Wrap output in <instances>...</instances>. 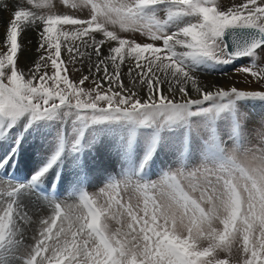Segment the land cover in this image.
Returning a JSON list of instances; mask_svg holds the SVG:
<instances>
[{
    "label": "snow or ice",
    "instance_id": "6c2138e0",
    "mask_svg": "<svg viewBox=\"0 0 264 264\" xmlns=\"http://www.w3.org/2000/svg\"><path fill=\"white\" fill-rule=\"evenodd\" d=\"M63 2L69 4V0ZM27 3L33 4V0ZM34 6L49 11L38 14L19 7L0 39V131L7 133L25 117L28 124L59 118L72 128L68 134H59L48 162L28 183L0 176L4 186L0 193V264H10L7 257L20 244L18 225L27 219L24 198L36 195L34 186L66 149L80 150L83 131L90 124L126 121L137 127L160 128L189 124L195 116L208 122L207 142L212 149L200 166H181L151 182L142 181L137 172L109 181L96 195L81 191L78 199L84 211L75 217L58 200L44 198L52 214L40 220L39 239L31 251L17 259L22 264H233V247L238 243L241 255L236 264H264V127L257 132L261 145L257 148L246 147V141L239 138L238 121L233 127V137L237 138L230 137L231 148L218 141L213 127V122L235 110L237 100H264V90L234 86L212 90V86L199 83L195 75L197 65L204 60L231 61L234 54L222 43L227 30L252 29L260 38L235 53L251 56L252 63L238 71L264 82V67L258 64V60L264 62V0L231 5L223 0L71 3L72 8L89 7V18L56 14L52 11L56 6L47 0ZM108 25H119L124 32L139 31L148 40L123 39ZM27 28L38 33L40 55L34 68L25 72L18 66V37ZM96 33H102L103 38L97 39ZM77 40L91 52L82 51L75 44ZM157 42H162V47ZM62 43L69 54L68 62L80 72L79 80L69 78L61 58ZM92 55L96 57L95 71L90 67L85 74L75 68L76 63H83L78 57L87 56L91 61ZM125 55L136 61L129 73L135 72L138 83L146 85L143 96L135 85L128 88L121 80L117 61L123 62ZM141 58L145 64L140 63ZM109 62L114 66L112 72ZM165 82L169 86L162 89ZM121 183L124 189L134 184L144 194L142 206L120 196ZM100 196L105 197L102 203ZM110 220L120 227L110 229ZM214 221L223 225L222 230L214 227ZM221 252L228 256L220 258Z\"/></svg>",
    "mask_w": 264,
    "mask_h": 264
},
{
    "label": "rangeland",
    "instance_id": "374dc122",
    "mask_svg": "<svg viewBox=\"0 0 264 264\" xmlns=\"http://www.w3.org/2000/svg\"><path fill=\"white\" fill-rule=\"evenodd\" d=\"M17 1L18 3L16 5V10L19 7H26L31 11L37 12L38 14H47L49 11L48 8H37L34 6L37 3H44L45 0H33V4H28L27 0ZM47 2L50 5L56 6L52 9V11H55L56 14H68L75 15L78 18H89V7L72 8L70 6L73 2L82 4L83 0H69L68 5L64 4L63 0H47ZM218 2H220V0H218ZM223 2L225 4L231 5L233 3L239 4L242 2V0H223ZM9 13L10 11L8 12V14ZM59 27L61 26H58V28ZM64 27L68 30H74L73 28H71V26ZM107 27L109 30L116 31L118 36L126 40H135L136 42L140 43L146 42L148 40V38L139 31L124 32L119 29V25H108ZM33 29L32 31L36 33V36L35 34L33 36L35 37V40L38 44V33L35 29ZM95 35L96 37H100L101 39L103 38L102 33H96ZM87 38L88 37H84L83 39L86 40ZM18 42L20 43V36L18 37ZM75 42L83 43L82 40H77ZM112 43H114V46L118 45L117 42ZM157 46L162 47V42H157ZM64 49L65 47L62 43L61 58L65 61L68 68L69 78L73 80H79L80 72L76 71L73 68V64L68 62L69 54L65 53L66 51ZM21 51H23L22 46L21 50L18 52V66L19 59H21ZM42 51L43 50L41 49V52ZM125 51H127V45L125 46ZM35 53L34 55L36 56V59L38 61L40 52L36 51ZM145 55L148 56L150 54L145 53ZM161 55L163 56L164 53H161ZM45 56H47V53H45ZM262 56H264V54H262ZM78 60H82V57H78ZM207 62L210 67L212 63H214V65L216 66H214V69H199V72L207 71L208 73L214 75V78L216 76V78L228 79L233 83H241L238 85L240 86V88L238 87V89L240 90H264V82H260L252 78L248 74L240 73L238 71V69H241L244 66L252 63L251 56L244 55L235 57L227 63H216L208 60ZM258 64L260 67H264V62L258 60ZM75 68H79L83 71L84 67H82V63H76ZM19 69L21 70L20 67ZM48 71H52L50 62ZM83 72L87 74L86 70H84ZM195 75L198 82H201V84L207 83V78L212 77L211 75H206L208 77H205L201 80L198 79V77H202L205 75ZM121 80L124 84L123 79ZM86 83L87 86H92L90 82ZM112 87L115 88L116 85L113 84ZM257 100L258 99L251 98L237 100L235 102V110L233 112L226 113L222 118L213 122V127L215 129V134L218 141L222 142L223 145L231 148L232 139L237 138L233 137V127L238 121V136L240 139L246 141L245 146L248 148H257L261 146L259 137L257 136V132L260 130V128L264 127V113H262L260 118L256 120V117L258 118L259 115L255 113V110L263 111L264 104L251 103L250 106L253 107V109H251L247 105L248 101L254 102ZM257 106H259V109L256 108ZM25 120L26 117L18 121L14 126H12L13 130H11L8 134H4L3 131H0V139H4L6 141V147L8 148L6 149L7 152V150H9L10 148L17 146L22 137H29L30 135L32 137L33 135L43 134L42 136L44 137V139H38V142L35 143L41 148V151H43V149L47 150V156L38 159V163H40L38 166L39 168L41 164L49 160L47 157L53 154V151L57 146V139L59 134L62 131L67 134L70 133L72 125L67 120L62 121L59 118H53L36 121L31 123L28 128H23V125L28 124V122L25 123ZM85 133H87L89 139H87L86 146L84 148L85 150L82 151L83 154L90 150L92 146H95V149L100 148L102 151L107 150L108 152L107 154L105 153L103 157L102 154L101 156H99V159L101 158L102 163L106 160V163H103L101 165L102 168L96 170V172L95 170H92L91 160L89 158L80 157V151L72 152L66 149L65 153L59 161L67 158L62 167V179L65 180L66 184L69 186L68 188H71V190L72 188H75L76 191L79 192L82 188V180L84 179V181L86 182V186L83 187V189H86L92 195H96L99 192V189L109 181L119 180L124 175L134 174V170H129L133 163V154L130 151L120 150V147L123 149V147L127 145V141H129L131 138H133L134 140H138L139 146L142 144L143 148H145L147 152H150L153 148H155L153 159L149 167V173L144 179L141 178L144 182L155 181L165 172L169 170H175L176 168L181 166L186 169L196 168L204 162L206 155H208V153L212 150L209 143L207 142L210 135L208 122L199 116L192 117L189 124H176L160 128H157L155 125L137 127L136 125L126 121L93 123L84 129L83 135ZM105 136H109L110 138H107ZM230 137H232V139H230ZM102 138H104V141H102ZM106 139H108V141H105ZM84 140L85 136H83V141ZM31 142H34V139L31 138L28 145H30ZM35 146L36 145H30L29 148L30 155L32 157L34 156L33 151ZM3 147L4 142L0 140V155H2L3 153ZM17 150L19 151V154L16 156H24V163L26 164V166L23 172H26V174H28L31 171L35 170L34 168H36V165L31 163L28 158V148H25V145H22L19 146ZM17 150H15V152ZM169 158L172 159L171 163ZM1 163L2 162H0V167H4L6 165H1ZM105 165L107 167H105ZM57 166L58 163L54 165V167ZM55 178V170L49 169L48 175L43 177V181L45 183L51 182ZM58 187L61 188V185L58 184ZM3 190L4 186L0 185V193H2ZM143 195V193L139 192L135 188L134 184H130L127 189H124V185L122 183L120 185V196L123 197L125 201H128L130 199L133 204L140 203L142 206ZM194 196L198 197V194H194ZM77 199V194L73 195L71 192L67 196L68 201L65 203H70V207L66 209L72 212L73 217L80 215L81 212L84 211L81 205L78 210L75 209ZM99 199L102 203L105 197L100 196ZM46 204L47 202L43 197L28 194L24 198L27 219L22 220L18 225L20 232L17 235V240L20 241V244L18 246V249L15 250L13 254L8 255L7 258L10 261V264H22V261L18 260L17 256H26L31 251L32 247L37 243V240L39 239V232L41 230L40 220L42 218H47L52 214L51 208L46 206ZM202 207L207 208L208 205L202 204ZM57 223L59 224L60 221H57ZM108 223L109 228L112 230L120 227V225L117 224L114 220H110ZM66 226L67 225H65V227ZM214 227L222 230L223 225L219 223V221H214ZM124 230L126 231L127 229L125 228ZM238 247V243L233 247V253L231 256L233 264H236L237 259L241 255V253L238 251ZM219 256L223 259L226 258L228 254L221 252L219 253Z\"/></svg>",
    "mask_w": 264,
    "mask_h": 264
},
{
    "label": "bare ground",
    "instance_id": "6f19581e",
    "mask_svg": "<svg viewBox=\"0 0 264 264\" xmlns=\"http://www.w3.org/2000/svg\"><path fill=\"white\" fill-rule=\"evenodd\" d=\"M17 3H18L17 0H10V1L9 0H0V39H2L4 37V29H5L6 25H7V22L11 20L12 13L14 12V10H16ZM18 7H19V4H18ZM9 11H10V13L8 14ZM23 27L24 26L22 25V28ZM32 29L33 28H27V30L21 31V35H20V44L22 46L23 51H21L22 53H21V59H19V67L21 68V70H23L25 72H27L29 68H34L35 62L37 61L36 56L34 55V53L37 51L38 44H37V42L35 40V37L33 36L34 34L36 36V33H34L32 31ZM96 38L97 39H101L100 37H96ZM75 44L78 45L81 48L82 51L91 52L90 48L85 49L83 47V43L82 42L81 43L80 42H75ZM112 46H114V43H112ZM116 46H118V45H116ZM64 50L66 51V49H64ZM103 51H104L105 55L108 54V48L107 47H105ZM65 53H67V52H65ZM82 61H83L82 67H84L83 71L86 70L88 72L90 67H92L93 71H95L94 67H93V62H96L95 55H92L91 61H89L87 56H83L82 57ZM117 62L119 63V74H120L121 79H123L125 86H127L128 88H133V86L135 85V88H139L140 89V95L143 96L145 94V92L147 91L146 85L138 83L139 77L136 76L135 72H133L132 74L129 73V69L130 68H135V65H136L135 59L133 57H129V56L125 55L123 62H120L119 59H118ZM140 63L145 64L146 61H144L141 58ZM201 66H204V64H198L197 65V67H201ZM113 70H114V66H112L111 63L109 62V72H112ZM158 74L161 77H164V75H165L163 72H159ZM204 78L205 77H203V76L202 77L201 76L198 77V79H201V80L204 79ZM145 79H147V77H145ZM213 79H214V81H213ZM207 80H208V82L207 83H203V85L206 88L208 86H212V90H215L216 87L229 88V87H233L234 86L236 88H238V87L240 88V86H238V85L241 84V83L237 84L235 82L233 83L232 81L230 82V80H228V79H222V78H216V77L212 78V79L207 78ZM168 86L169 85H168L167 82H165L164 84L161 85L162 89H167ZM188 87H189V91L193 95H195V93L191 89V86L189 85ZM256 108L259 109V106H257ZM105 151H107V150H105ZM18 154H19V151L17 150L15 152V154H13L12 156L8 155V157L9 158L11 157V158L14 159L15 156L18 155ZM102 157H103V155H102ZM103 163H104V161H103ZM106 165H105V167H107ZM7 168H8L7 165H5L4 167H1V170H6ZM34 169H36V168H34ZM29 171H30V169H29ZM25 174H26V172H25ZM46 206H48V205L46 204Z\"/></svg>",
    "mask_w": 264,
    "mask_h": 264
},
{
    "label": "water",
    "instance_id": "95a60500",
    "mask_svg": "<svg viewBox=\"0 0 264 264\" xmlns=\"http://www.w3.org/2000/svg\"><path fill=\"white\" fill-rule=\"evenodd\" d=\"M259 38V35L255 32V30L252 29H229L224 35L227 49L234 55L246 44L251 43L252 40Z\"/></svg>",
    "mask_w": 264,
    "mask_h": 264
}]
</instances>
